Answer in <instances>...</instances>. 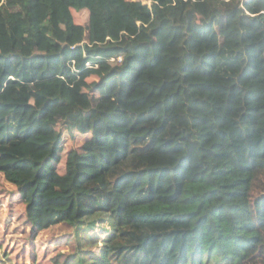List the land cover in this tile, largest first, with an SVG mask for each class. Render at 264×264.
Here are the masks:
<instances>
[{
	"label": "trees",
	"instance_id": "trees-1",
	"mask_svg": "<svg viewBox=\"0 0 264 264\" xmlns=\"http://www.w3.org/2000/svg\"><path fill=\"white\" fill-rule=\"evenodd\" d=\"M221 164L251 206L234 264H264V0H0V191L31 226L10 264H65L74 229L33 240L101 213L116 234L80 263L203 264L177 204Z\"/></svg>",
	"mask_w": 264,
	"mask_h": 264
},
{
	"label": "rangeland",
	"instance_id": "rangeland-1",
	"mask_svg": "<svg viewBox=\"0 0 264 264\" xmlns=\"http://www.w3.org/2000/svg\"><path fill=\"white\" fill-rule=\"evenodd\" d=\"M30 9L38 17L46 11V5L35 2ZM57 84H62L58 81ZM46 141L38 142L39 146L46 145ZM0 185L7 187L0 176ZM247 178L236 172H231L227 164L210 168L206 173L190 181L184 194L177 204V219L189 222L192 226H201L207 231L203 264H234L240 256L236 239L251 240V217L248 215L251 206L245 199ZM2 193V191H0ZM2 194L5 196L2 199ZM0 194V264H10L16 253L22 249H30L31 226L26 217L21 216L24 209L16 204L12 195ZM13 209V211H12ZM69 236L55 253L60 254V260L65 264H85L79 259L89 260L95 253L101 251L105 244L115 236L116 225L103 213L79 220L75 228L65 224L50 226L44 235L46 240L34 239L33 242L40 249L46 250L47 238L59 240L60 236ZM222 231V236L220 235ZM40 235V234H39ZM221 236V237H220ZM191 248H194L193 237ZM14 257V258H13ZM10 258V259H9Z\"/></svg>",
	"mask_w": 264,
	"mask_h": 264
},
{
	"label": "built area",
	"instance_id": "built-area-1",
	"mask_svg": "<svg viewBox=\"0 0 264 264\" xmlns=\"http://www.w3.org/2000/svg\"><path fill=\"white\" fill-rule=\"evenodd\" d=\"M119 60L122 61V58H120Z\"/></svg>",
	"mask_w": 264,
	"mask_h": 264
}]
</instances>
